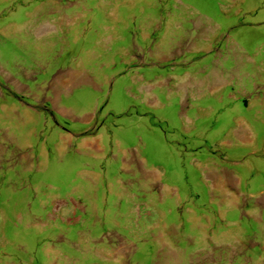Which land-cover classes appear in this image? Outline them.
I'll list each match as a JSON object with an SVG mask.
<instances>
[{
    "label": "rangeland",
    "instance_id": "rangeland-1",
    "mask_svg": "<svg viewBox=\"0 0 264 264\" xmlns=\"http://www.w3.org/2000/svg\"><path fill=\"white\" fill-rule=\"evenodd\" d=\"M0 264H264V0H0Z\"/></svg>",
    "mask_w": 264,
    "mask_h": 264
}]
</instances>
